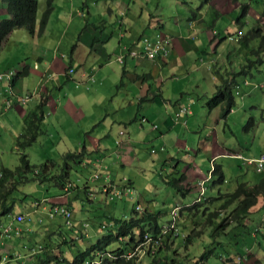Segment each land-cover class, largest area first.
I'll return each mask as SVG.
<instances>
[{"label":"crops","instance_id":"0c3cea01","mask_svg":"<svg viewBox=\"0 0 264 264\" xmlns=\"http://www.w3.org/2000/svg\"><path fill=\"white\" fill-rule=\"evenodd\" d=\"M45 2L46 0H37L36 29H38L41 15L45 9ZM75 4L80 5V3ZM193 6L198 7L197 9L200 10L193 12ZM231 6H238L236 0H208L206 3H204V0H87L80 6V10L83 11L82 15L77 12L75 16H86L85 20L89 17L90 20L92 19V24H89V19L87 21L83 20V24L82 19L69 16L70 20L63 27V30L59 31L58 36L51 38L50 44H44L43 42L35 44L33 39L36 37V32L30 35L26 30L27 33L21 31L24 29H15L9 34L0 47V72L10 69L14 71L15 77L13 76L11 82L7 80L0 82V108H2L0 112V127H4V124L8 122L9 124H14V127L20 132L26 112L37 105L42 95H46L47 118L64 122L66 129L68 127L73 128L74 151H79L84 146L86 151L91 153L86 158L90 163L84 165L82 163L77 167L78 180L69 191L63 192L55 184H49L55 187L53 190L54 196L38 198L37 204L39 203V206L35 207L33 204L34 207H30L27 211L28 215L26 214L27 219L18 224L21 228V233L18 236L3 239L0 243L1 256L7 255L8 262L19 260L21 264H33L35 261L34 255L45 245H47L46 250H51L58 254L60 250H69V257L66 252H63V256L68 259H71L72 254L76 251L84 250L92 245L100 235L97 232V226H93L89 219H95L102 214L100 212L102 203H104L105 211L108 210L107 200L102 192V187L108 182L115 185L114 175L110 171V166L114 162H120L123 167L132 165L131 163L135 159L144 156V152H140V147L142 149L148 147L147 150L154 153L162 151L161 148L163 147L165 150L169 143H173L176 146L175 149L181 152L182 149H189L188 146L185 148L186 141L183 138L193 137L202 130L204 131L205 139L198 140V152H200L201 156L200 162L204 161L203 165H205V158H208L209 163L214 159H229L235 163L241 174H243V166L254 170L257 179L245 181L248 185H253L259 179L264 178V169L261 172H257L254 165L250 164L251 160L264 153V119L262 118L263 116L261 117L264 107L262 103L247 104L245 97L243 98V95L245 96L254 88L264 92L262 88L264 81L249 82L250 80L246 76L250 71L243 73V70H241L243 59L236 63L239 59L237 55L241 56L239 51L236 52V56L234 53L232 54V59L231 56L227 55L228 44L230 47H235V49L239 46V42L235 39V35L239 36L237 28L233 29V33L237 32V34L215 33L216 29L214 26L210 27L207 25L211 20L208 19L206 21L204 17L210 8L214 9L219 16H222V13H227ZM58 9L59 0H57L56 4L53 3V9L47 23ZM7 17H9V13L6 4L3 0H0V20ZM71 25L74 28V33L70 36L69 42H63L64 36ZM45 28L39 35L48 38L49 29ZM242 31L243 29H241ZM83 33L84 38L91 36L97 44L84 45L74 42V35L80 36ZM158 35L161 38L167 36L171 39L169 44L170 52L167 57L148 60L127 54L130 50L143 49L145 38L153 41ZM23 43H27V48H22L21 45ZM222 45L226 46L223 50ZM66 50L70 52L69 64L64 61V57L67 55L65 53ZM10 51L11 55H9ZM12 51L15 52L12 54ZM206 52L208 53L207 55H205ZM83 55H86V57L80 62ZM119 56L123 57V62L117 60ZM227 62L230 63L233 74L241 70L237 76L239 83L237 85V94L241 98L239 105L243 110L241 121L244 123L247 118L252 117V119L248 120L251 122L249 127L245 129L242 125L239 147L225 143L224 138L227 134V127H229L227 122L230 115L222 122L218 113H215L214 124L210 122L211 120L209 121V118L202 123L201 119L203 118L201 117V108L198 103L195 104L196 108L190 110L189 114L182 113L177 119L174 114L178 108L174 112H168V105L172 102L182 103L190 108V105L185 103V99L188 96L186 92L189 90L183 91L190 85L187 81L188 76H199L201 78V74H204V79L209 80L211 86L207 93L212 95L215 92V85L221 83L219 72L215 71L214 65L218 63L220 67L228 70L229 65ZM73 63H79V67L74 68L72 66ZM234 63L239 66V69ZM69 67H73L74 71L72 73L67 72ZM22 69H27V73L19 75L18 72ZM173 71L176 72L172 76H176V73H184L185 78L183 81L179 83L178 80L177 86H174V81H171L170 84L161 83L165 75ZM92 74L94 75L93 82L90 80ZM121 77L123 80L129 79V81L133 82L131 85L139 89V98L136 100L138 105L136 113H134L133 107L128 105V103L130 104L131 92L128 90L127 94H124L121 91L122 86L116 88ZM214 77H217V79H214ZM241 77L242 79L239 80ZM189 82L191 83V81ZM8 86L11 87L14 93L33 91L35 96L27 104L14 103L11 107H5L3 106L4 89ZM102 86H104L103 91L100 89ZM175 88L177 92H175ZM109 93H111L110 97L116 93L123 101L114 106V101L110 99L109 108L112 110L111 112H107L104 107L99 112H93L90 107H92L94 100L97 102V96L107 97ZM203 97L207 98L208 96L205 95ZM132 98L136 99L137 97L135 95ZM12 101L15 102L13 97ZM142 104L150 106L149 108L145 106V111H142ZM102 105L101 102L99 106L102 107ZM212 112L213 110H210L207 114L208 117ZM141 116H145L150 122L156 123L158 128L152 129L149 123L142 128L139 127L137 119ZM131 118L134 120L133 123L130 126L125 125L124 123L130 121ZM184 121H186V124H183ZM182 127L184 128L183 131L181 130ZM164 129L168 130L167 134L162 132ZM122 130L123 134H120ZM137 130H141L143 141L147 142V146L142 144V141L139 142V149L134 153L135 157H131V154H133L131 153L133 149L130 144L133 141L132 133ZM259 131L260 134L258 135ZM36 144L40 149L42 147L39 158L43 162L47 159L60 161L61 155L65 151L64 147L57 150L43 142H37ZM151 147H155L154 151H152ZM169 153L171 154L170 159L176 161L175 164L171 163L172 169L183 172L186 175V182L190 188L192 187V190L187 194L197 193L196 183L204 180L203 178L207 175L202 176L196 173V170L200 172L201 169L194 162H191V167L186 166L184 170H180L178 166L188 158V155L182 154L181 158L176 160V153ZM162 157L157 158L158 163L167 165L164 162L167 161L166 155ZM96 168L100 170L102 176L96 180H88L89 173ZM210 170H207V174ZM211 178L212 176L209 179ZM241 179L243 181V178ZM127 184L131 185V182L129 181ZM223 184L224 181L214 185H206L205 182L206 190L204 197L201 198V207L208 208L207 211L216 210L219 212L216 217L212 218L207 230H210V227L213 228L216 223H219L230 212L225 208L220 209L224 203L222 194L233 191L228 189H225V191L221 190V185ZM85 186L94 192V195L91 194L94 198L86 195ZM98 192L101 193L105 201L94 203L96 201L95 194ZM187 194L182 196V198H185ZM43 200L45 203H43ZM84 202L89 204L91 211L95 212L94 214L87 216L88 212ZM258 202L264 206L263 194L257 196L255 204L249 208L248 216L242 219L239 224L244 235L247 236L245 238L247 244L245 252L249 257L245 259V264H264L252 252L257 243L253 241V238L257 240L259 233L264 237V233L259 232V228L254 226V223L251 225L249 217L250 213L255 212L256 208L254 206ZM54 204H64L71 209L73 225L82 226L83 223H88L86 229L84 227L79 228L81 233L84 234L81 235L84 238L77 236L75 231L78 229L67 226L62 216H56L53 219L46 217V211ZM178 204L182 205V208L190 205L189 202ZM234 205H236V201L232 202L229 207ZM164 208L165 206L162 205L159 209L162 215L167 213L162 212ZM198 214L201 217L200 223L207 221L204 212H198ZM40 219H42L41 222ZM231 221V218H229L227 224ZM3 223H10L9 218H4ZM224 232L225 229H219L218 232L208 233L205 242L196 245L187 259L190 262L191 260L194 261L206 245L211 244L212 240L215 243V240L224 235ZM60 233L64 234V236H60ZM211 235H213L215 240ZM251 238L253 243L248 244ZM62 239H67L69 242L58 246L57 242ZM235 243L236 247L241 246L243 250L242 235L235 237ZM183 245L179 244L180 247ZM174 246L175 242H173V248ZM261 246L264 247V243ZM183 248L189 251V248L184 246ZM178 255L177 253L173 254L176 261ZM239 256L237 252H231L229 256L221 255L220 259L224 264H236ZM239 261L240 264H243V258ZM201 264L211 263L207 259Z\"/></svg>","mask_w":264,"mask_h":264},{"label":"rangeland","instance_id":"374dc122","mask_svg":"<svg viewBox=\"0 0 264 264\" xmlns=\"http://www.w3.org/2000/svg\"><path fill=\"white\" fill-rule=\"evenodd\" d=\"M85 2H87V0H62L61 2L59 0V9L56 12H54L52 18L47 23V26L45 28V29H49V37L45 38L44 36H40L37 32L38 29H36V37L33 39L35 44L40 43V42H43L44 44H50L51 38L58 36L59 31L63 30V27L70 20L69 16L76 17L77 19H82L83 24H84L83 20L87 21L89 19L90 21L89 24H92L91 23L92 19L90 20L89 17L87 18V20H85L86 16L85 17L75 16L77 12L80 15H82L81 13L83 11L80 10V6L82 5V3H85ZM53 3L56 4L57 0H54ZM75 3H80V5H76ZM204 3H206V0H204ZM236 3H238L237 7L231 6L227 13H222V16H219L218 13L214 9L210 8L208 10V13L204 16L205 20L206 21L208 19L211 20L210 23H207V25L210 27L214 26V28L216 29L215 33L218 32L219 34H223V33L224 34H228V33L237 34V32L233 33L234 32L233 29L237 28V31L239 32L238 33L239 36L235 35V39L236 41L239 42V46L237 49H235V47H230V45L228 44L227 55L229 57L231 56V59H232V54L234 53V55L236 56V52L239 51L241 53V56L237 55L239 59L236 61V63H238L240 60L243 59V67L248 65L247 71H250V73L252 74L250 76V73H248L246 76L250 80L249 82L257 83L261 80L264 81V48L259 47L261 44V38L259 37L248 38V40L246 41L247 46H245L244 49L240 45L241 41L243 40V35L248 36L249 31L253 27L255 28L259 26L261 28V33L264 34V0H236ZM242 4L246 5V10L242 8ZM197 8L198 7L193 6V12L200 10ZM241 29H243L242 32H241ZM21 31H23L24 33H27L25 30H21ZM73 33H74V28L71 25V27L67 30L64 36L63 42H69L70 36ZM74 42H79L84 45H87V44L90 45L91 43H94L95 45L97 44V42L94 41L91 38V36L84 38V33L80 36H78L77 34L74 35ZM221 42H222V39H221ZM21 46L22 48H27L28 45L27 43H23ZM225 47H226L225 45H222V50ZM14 52L15 51H12V54ZM65 53L67 55L64 57V61L66 62V64H69L68 58H69L70 52L69 50H66ZM207 54L208 53L206 52L205 55ZM9 55H11V51ZM212 55L214 54L212 53ZM84 57H86V55L85 56L83 55L81 57L80 62ZM227 64L229 65L230 63L227 62ZM234 65L239 69V66L237 64L234 63ZM72 66L74 68H78L79 63H73ZM228 68H229L228 70H225L222 67H220L218 63L214 65V69L216 72L218 71L219 73H223V75L225 76L226 75L232 76L233 74L231 73L232 72L231 66L229 65ZM174 72L176 71H173L172 73H168L167 75H165L161 83L170 84L171 81H174V86H177L178 80H179V83L183 81V79L185 78L184 73H176V76H172ZM201 75H202L201 78H199V76H195V77L188 76L187 81H188V84L190 85L185 90H183V91L189 90L186 92V95L188 96H187V99H185V103L190 105V110L193 108H196L195 104L197 103L200 104L201 117L203 118L201 119L202 123L207 118H209V121L211 120L210 122L214 124L215 123V113H218V116L222 120V122H224V120H226L228 116L230 115L229 120L227 122L229 127H227V134L225 135V138H224L225 143L227 145L239 147L240 140H241L240 135L242 131V125L243 127H245V129L249 127L251 122L250 121L248 122V120L252 119V117L247 118L244 121V123L241 121L243 110L241 109V106L239 105L241 98L238 96L237 93H235V103L231 109L232 111L226 116L223 114L224 111L222 112V108L220 105L219 106L214 105L212 107H209L208 101L210 100L212 95H209L207 91L210 90L211 88L210 81L207 79H204V74H201ZM214 79H217V77H214ZM241 79L242 77L239 80ZM90 80H94L93 74L91 75ZM237 80H238V77H237ZM95 81H96V77H95ZM189 81H191V83ZM131 83L133 82L129 81V79L127 78L124 79V83L122 85L121 91L124 94H127L128 90L131 92L130 104L128 103V105L132 106L134 109V113H136L137 107H138L136 100L139 98V89H137L136 86L131 85ZM7 88L8 87H6L4 91ZM100 89L103 91L104 86H102ZM114 90H115V87H114ZM163 90L166 93H168V91L165 88H163ZM29 92H33V91H27V92H22V93L17 92V94L24 95ZM175 92H177L176 88H175ZM110 95L111 93H109L107 97L97 96V102H95L94 100V103L96 104L94 103L92 104V107H90L91 110H93V112H96V111L99 112L101 108L104 107V109H106L107 112H111L112 110L109 108L110 99L114 101V106L123 101L119 98L118 95H116V93L113 94L111 97ZM135 95L137 98L136 99L132 98V96H135ZM205 95L208 97L204 98L203 96ZM244 97H245V102H247V104L262 103L264 107V104H263L264 103V92H262L260 89L258 88L251 89L248 92V94H246L245 96L243 95V98ZM243 98H242V101H243ZM171 100H172V97H171ZM101 102L103 104L102 107L99 106ZM183 105L184 104L182 103L177 104L176 102H172L171 104L168 105V112H174L177 108L179 109ZM145 106L146 108H149L150 105L142 104L141 105V109H143L142 111H145V108H144ZM185 106H188V105H185ZM210 109H212L213 112L208 117L207 114L210 112ZM261 117L264 119V111L262 112ZM133 121L134 120H132L131 118L130 121L124 124L127 126H130L133 123ZM65 125L66 124L64 122L62 123L61 121H58L56 119L54 120L48 119L45 113V117H44L43 124H42L43 133L39 134L35 142L36 143L43 142L45 144H48V146H52L53 148H56L57 150L64 147L65 148L64 152L69 151V150L74 151L75 150V147L73 145L74 140H72V135H74V131H72L73 128L68 127V129H66ZM14 126H15L14 124H11V123L9 124L8 122H6L4 124V127H0L1 128L0 129V169L1 167H7V168L13 169L19 164V154L15 148V139H16L17 134L20 132H18V130ZM181 130L183 131L184 128L182 127ZM162 132L164 134H167L168 130L164 129ZM259 134H260V131L258 135ZM132 136H133L132 137L133 141L130 144L133 149L131 153L133 154H131V157H135L134 153L138 151L139 149V146H138L139 142L142 141L143 142L142 144H146V146H147V142L143 141L141 130H137L133 132ZM183 139L186 141L185 148L186 146L189 147L188 150L182 149L180 152V150L175 149L176 146H174L173 143H169L165 150L154 152V153L149 152L147 150L148 147L146 149L144 148L142 149L140 147V152L141 153L144 152V156L142 158L135 159L131 163L132 165L123 167V165H121L120 162H114L113 165L110 166V171L114 175L113 177H114L115 185H113L111 182L110 184H112L118 189V188H124V185H128L127 182L130 181L131 185L129 186L131 189L128 190L126 194H122L123 196L121 195L122 197L116 201H113L105 196V199L107 200L108 210L105 211L104 203H102L101 204L102 210H100L102 214L98 215V217H96L95 219L93 218L89 219V221L91 222L93 226L94 225L97 226L96 227L97 232L99 233L100 236H103L107 233L106 229L112 225L114 218H122L124 215H126V217H129L133 212L134 204L136 202H139L142 207L148 209L149 211H158L162 205L165 206V210H168L169 205L171 206L172 203L174 202L176 203L189 202L190 204H193V200L195 199V197L199 196V191H197V193L194 192V193L187 194L185 198H182L180 194H178L173 189L172 186L168 185L169 182L173 181V179L179 178V174L181 172L179 170L172 169L171 163L175 164L176 161L170 159L171 154L169 152L176 153V156H175L176 160L180 159L182 154L188 155V158L185 159V161H182L181 162L182 164L180 163V165L178 166L180 170H184L186 166L191 167V162H194L201 169L200 172L196 170L195 171L196 173L202 176L208 175L210 173V176H212V178L204 181V184H203L204 187H205V182H206V185H214L216 183H219L220 181H218V178H219L220 171L223 174V180H224V184L221 185V190L223 191H225V189L234 190V188H236L237 183L242 181L241 178H243V182L257 179L256 173L254 172L253 169L247 166H243V174H241L239 170L237 169V166L235 165V163L229 159H214L212 160V162L209 163L208 158H205V165H203L204 161L200 162L201 156H200V152H198V149H199L198 140L205 139L204 131L201 130L199 131V133H196L193 137H190V138L185 137ZM35 142L27 148L26 152H27L30 163L32 165L39 166L41 163H43V161L39 158V154L42 151V147L40 149V147ZM177 146L179 147V145ZM151 148L155 149V147H151ZM157 149H159V147H157ZM164 155H166L167 157V161H164L166 162L167 165H165L164 163L159 164L157 161V158H160ZM59 159H56V160H59ZM162 159L164 160L163 157ZM204 166H206V168H204ZM213 168H216V171L214 173H211L210 171L207 174V170L213 169ZM77 172L72 171L70 174L71 180L74 183L78 180ZM86 174L88 173L86 172ZM101 176H102V173H101ZM21 189L24 191V193L26 194L28 193L30 195L29 199H31V197H35V198L52 197L54 196L53 190L55 189V187L50 186L47 183L40 185V184H35L33 182H29V183L22 185ZM95 199L96 201H94V203L105 201L100 192L95 194ZM43 203H45L44 200H43ZM84 203L86 205L85 208L87 209V212H88L87 216L94 214L95 212L91 211L89 204L87 202H84ZM27 204L28 205H25L26 209L23 212L28 215L27 211L30 209V207H34V206L33 204H29V203ZM47 204L50 205L49 203ZM38 206H39V203L35 204V207H38ZM229 206L230 204H228V206L226 205L225 207V209H228V212L232 211L236 205L232 207H229ZM254 207L256 208L255 212H252L253 214L250 213V215L252 214L251 216L249 215L251 225H253L254 223V226H257L259 228V232L264 233V206L263 204L261 205L258 202ZM200 209L201 210L199 211L201 212L203 209L202 207ZM19 210L20 208H16L14 210L13 215L17 213ZM213 211H216V210H213ZM191 212L192 213L189 214V210L187 209L182 210L180 214L178 215L177 226L178 228H180L181 232L184 231V234L187 233L190 228L195 227L194 226L195 224H198V226L202 228V233L200 234V236L193 239L192 245L189 246V249L193 250L196 247V245L202 242H205L206 235L208 233L209 234L214 233L215 228L219 225V223L215 224L213 228L210 227V230H207L209 226L206 223L204 224V222L200 223L201 217L198 216L199 214H197L196 210H191ZM11 217L9 218L10 222L12 221ZM46 217L49 219L47 211H46ZM162 217L163 216H159L158 220L162 221L163 220ZM100 225H101V228H100ZM203 225H204V228H203ZM240 235L243 236V250L241 246L236 247V243H235V237H238ZM211 236L213 237V235ZM246 237L247 236L244 235L241 225H239L236 220L228 223L227 226L225 227L224 235L218 237L217 239L218 243L211 244L213 245V247L215 246L214 247L215 251L213 254L209 256L208 258L209 263L224 264V262H222V260L220 259L221 255L229 256L231 252L233 253L237 252V254L241 256V257L239 256V259L242 260L243 258V264H245V259L246 258L248 259L249 257L246 255V252H245V248L247 247V244L245 241ZM253 241L257 243L254 249L252 250V252L254 256H256L259 260H261V262L264 263V247L261 246V244L264 243V237L259 233L258 239L254 240L253 238ZM251 242H252V238L248 242V244H250ZM179 244H180V241L175 243L174 252L179 255H178L177 261L172 264H201L203 262V261L202 262L198 261L199 256L196 259H194V261L191 260L190 262L188 259H186V256H185L186 250H184V248H180V249L178 248ZM64 252H66V255L68 257L70 256L69 250L65 249ZM169 259L175 260L176 258L174 256H171L169 257Z\"/></svg>","mask_w":264,"mask_h":264},{"label":"trees","instance_id":"16d2710c","mask_svg":"<svg viewBox=\"0 0 264 264\" xmlns=\"http://www.w3.org/2000/svg\"><path fill=\"white\" fill-rule=\"evenodd\" d=\"M3 1L6 4L9 17L0 20V47L5 42L9 34L15 29H24L30 35L36 32L37 0ZM53 1L54 0H46L45 2V9L42 13L37 30L38 34L42 33L47 24L50 13L53 9ZM242 8L246 10V5L242 4ZM252 37L261 38V44L259 47L264 48V34L261 33V28L257 26L255 28L253 27L249 31L248 36L243 35V40L240 44L243 49L245 46H247L246 41L248 40V38ZM168 51L170 52V47L168 48ZM137 52L138 55L136 56V58L139 57L148 60L167 57L169 55L168 52V55L166 56H164L163 54H157L153 58H148L143 54L142 51H140V49L137 50ZM127 54L129 55V52ZM247 67L248 65L244 67L242 66L241 70H243V73L248 72L246 70ZM70 68L71 67L67 68V72ZM241 70H238L235 74H233L234 72H231L233 74L232 76H225L222 75V73H219L221 83L216 85L215 92L212 94L210 100L208 101L209 107L220 105L222 108V112L224 111L223 114L225 116L231 111L235 103V93H237V85L239 84L237 76L238 74H240ZM26 73L27 69H22L18 72L19 75ZM91 81L93 82L94 80ZM123 83L124 80L121 77L116 85V88L121 87ZM46 106L47 96L42 95L37 105L33 109H30L26 112L23 118L21 131L15 139V148L19 154V164L13 169L7 167H1L0 169V225L3 223L4 218H10L11 216V222L12 224H14L15 222H13V217L18 213H22L25 216V221L27 219L26 213L23 212L26 209L25 205H28L27 203L34 205L37 204L38 198L31 197V199H29L30 195L28 193H24V191L21 189L22 185L29 182L38 183L40 185L45 183H52L59 187L63 192H65L64 188L67 186V183H71V185L66 190L67 192L71 188H73V185L75 186V183L71 180V172H77V167L82 163L83 165L90 163V161L86 160V158L87 156H90L91 152L88 153L84 146L79 151L69 150L64 152L61 155L60 161L47 159L39 166H35L30 163L26 150L37 140L39 134L43 133L42 124L47 110ZM186 107L189 108V106ZM190 112L191 111L189 108V113ZM148 123L150 124L152 129L155 130L158 128V125L154 122H150L148 118H146V121L139 125V127L142 128L145 124ZM120 134H123V131H121ZM161 150H164V147L161 148ZM152 151L154 150L152 149ZM93 170L89 173L88 180H90V176L93 173ZM210 171L214 173L216 171V168H213ZM210 177V175H207L203 179L204 181H206ZM218 181H224L221 171L219 172ZM198 182L195 185L197 191H199L200 187ZM186 183V175L183 172H180L179 178L173 179V181L169 182L168 185L172 186L173 189L182 197L192 190ZM118 189L122 192V194H124L131 188L129 185H124V188ZM84 190L88 197L94 198V192L90 191L87 186H85ZM204 193L200 198H195L193 200V204H190L183 208L182 205L176 202L172 203L171 207L168 210H165V208L162 209V212H167L164 215L160 213L161 210L149 211L148 209L142 207L139 202H136L134 204L133 212L129 217H126V215H124L122 218H114L112 225L106 229L107 233L105 235L98 237L92 245L86 247L84 250H80L78 252L76 251L75 253H73L71 259L63 256L64 251L60 250L58 254L54 253L51 250H46L47 245H45L37 251L38 253L34 255L35 261L33 262V264H81L85 259L95 257L96 252L104 253L101 264H172L176 262V259H169V257L173 256V254L175 253L173 242L177 243L178 241H180V244H184V247L189 248L188 245L192 244L193 239L197 238L202 233V228H200L198 224H195V227L190 228L187 234L183 235L184 231L181 232L180 228H178L177 226L178 215L184 209L189 210V214L193 212H191V210H196L198 214V212H200L199 210H201V198L204 197ZM260 194L264 195V178L259 179L258 182L253 185H248L247 182L243 181L238 182L236 188L233 191L222 194L224 203L221 205L220 209L225 208L226 205L231 204L234 201H236V206L227 214L225 218H223L219 222V225L215 228L214 232H218L219 229L224 230L227 226V220L229 218H231L232 221L236 220L238 224H240L241 220L245 219L248 216L249 208L255 204L257 196ZM122 196H120V198ZM176 207V215L173 219L171 211ZM16 208H20V210L13 215ZM202 209L203 210L201 211V213L204 212L207 220L204 222V224L206 223L209 226L211 224L210 221L212 220V218L216 217L219 212L207 211L208 208L206 207H202ZM159 216H163L162 221L158 220ZM41 221L42 220H40V222ZM14 225L18 226V224L16 223ZM69 227L77 228L78 230L75 231L76 235L84 238L83 236H81L84 234H82L79 229L83 228V226L71 225ZM15 232L16 229L13 227L9 232V235H4L2 240L17 236L15 235ZM60 236H64V234L60 233ZM213 239L215 240L214 237ZM68 242L69 241L67 239H62L57 242L58 244H56L60 246L61 244H67ZM216 243H218V240H215V243L212 240L211 244ZM211 244L204 247L203 251L198 257L199 262L206 261L209 256L214 253L215 246L213 247V245ZM183 246L180 247L178 245V248H183ZM189 251H185L186 259L190 256L191 252H193V250L191 249H189ZM3 257H5V261L2 260ZM4 263L21 264L19 260L8 262L7 255H0V264Z\"/></svg>","mask_w":264,"mask_h":264},{"label":"built area","instance_id":"2783aa9c","mask_svg":"<svg viewBox=\"0 0 264 264\" xmlns=\"http://www.w3.org/2000/svg\"><path fill=\"white\" fill-rule=\"evenodd\" d=\"M170 41L171 39L169 37L164 36L163 38H161L159 37V35L153 41L145 38L143 42V49H141L140 51H142L143 54L146 55L148 58H153L157 54H163L164 56H166L168 55V52H169L168 48H169V44L171 43ZM129 55L136 57L138 55V52L135 50H130ZM117 60L119 62H123V57L119 56L117 57ZM73 71L74 69L73 67H71L68 70V73H72ZM14 74H15L14 71L10 69L4 72H0V82L2 80H7L8 82H11ZM262 88L264 90V83L262 84ZM5 93L6 94L3 99V104H4L3 106L5 107H11L14 103H17L20 105L27 104L28 101L35 95L34 92H29L24 95H19L17 93L12 92V89L10 86H8V88L5 90ZM12 96L14 97L15 102L12 101ZM1 111H2V108H0V112ZM182 113H189V108L186 106H181L179 110L176 111V113L174 114L175 118L177 119L179 115ZM145 121H146L145 117H140L138 119V125H141ZM183 124H186V121H184ZM250 164L254 165V168L257 172H261L264 168V153L260 154L257 158L251 160ZM99 177H101V173H100V170L96 168L95 170H93V173L90 176V180H96ZM198 184L200 187H199V196L197 197L200 198V196L203 195L204 190H205L204 185H203L204 180L199 181ZM70 185L71 183H67V186L64 188V190L66 191ZM102 192L105 194L106 197H108L111 200H116L120 198V196L122 195V192L119 189H117L115 186L110 184V182L103 185ZM176 210H177V207L172 209L171 211L173 219L176 215ZM47 212H48L49 218H53L56 215H61L63 219L65 220V224L67 226L73 225L72 224V211L64 204L53 205L48 209ZM24 219H25V216L22 213H18L13 217V222H15L16 224H19L23 222ZM82 226L86 229V227L88 226V223H83ZM13 227L16 229L15 235L18 236L20 233L19 226L12 224V222L7 223V224L2 223L0 225V243L2 242L1 240L4 237V235H9V232L11 231ZM103 257H104L103 252H96L95 257L87 258L81 264H101ZM4 258L5 257H3L2 260H5ZM239 260L236 262V264H240Z\"/></svg>","mask_w":264,"mask_h":264}]
</instances>
